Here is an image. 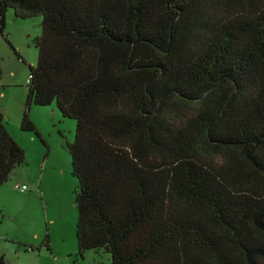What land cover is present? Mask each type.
<instances>
[{"label":"trees","instance_id":"16d2710c","mask_svg":"<svg viewBox=\"0 0 264 264\" xmlns=\"http://www.w3.org/2000/svg\"><path fill=\"white\" fill-rule=\"evenodd\" d=\"M8 8L41 17L19 130L45 156L29 107L75 120L79 256L248 264L264 250V0H0V36ZM23 161L0 112V186Z\"/></svg>","mask_w":264,"mask_h":264},{"label":"rangeland","instance_id":"374dc122","mask_svg":"<svg viewBox=\"0 0 264 264\" xmlns=\"http://www.w3.org/2000/svg\"><path fill=\"white\" fill-rule=\"evenodd\" d=\"M40 22V16L21 19L12 8L6 10L3 36L19 58L0 36V112L5 127L23 134L25 148L24 161L0 187V254L5 264H110L101 249L77 254L76 180L66 147L73 140L75 120L62 117L53 103L29 107L28 116L46 145L45 156V147L34 134L19 130L27 66L37 59L31 41L40 33ZM15 184L27 189L20 192ZM45 235L49 250L41 245Z\"/></svg>","mask_w":264,"mask_h":264},{"label":"water","instance_id":"95a60500","mask_svg":"<svg viewBox=\"0 0 264 264\" xmlns=\"http://www.w3.org/2000/svg\"><path fill=\"white\" fill-rule=\"evenodd\" d=\"M247 157L249 158V153H247ZM264 218V211L258 213L253 217L254 225L264 231V224L262 223V219ZM260 256L264 260V250L261 249H253L246 251L245 258L248 264H254V256Z\"/></svg>","mask_w":264,"mask_h":264},{"label":"crops","instance_id":"0c3cea01","mask_svg":"<svg viewBox=\"0 0 264 264\" xmlns=\"http://www.w3.org/2000/svg\"><path fill=\"white\" fill-rule=\"evenodd\" d=\"M0 111H1V109H0ZM2 112V111H1ZM31 120V119H30ZM6 130H7V132L9 133V135L11 136V138L23 149V151L25 150V148H24V142H23V139H24V137H23V134H20V133H18L15 129H11V130H9V128H8V126H6ZM18 167V166H17ZM16 167V168H17ZM15 168V169H16ZM14 169V170H15ZM13 170V171H14ZM12 171V172H13ZM11 172V173H12ZM15 174V173H14ZM2 186V185H1ZM0 186V187H1ZM20 192H23V191H20ZM52 223H53V221H52ZM31 226V225H30ZM48 228V227H47ZM37 231H35V233H36Z\"/></svg>","mask_w":264,"mask_h":264},{"label":"built area","instance_id":"2783aa9c","mask_svg":"<svg viewBox=\"0 0 264 264\" xmlns=\"http://www.w3.org/2000/svg\"><path fill=\"white\" fill-rule=\"evenodd\" d=\"M26 80H27V77H26ZM14 188L19 190V191H25L27 189V187L23 184H21V185L15 184Z\"/></svg>","mask_w":264,"mask_h":264}]
</instances>
